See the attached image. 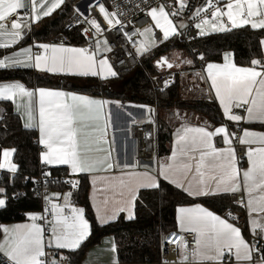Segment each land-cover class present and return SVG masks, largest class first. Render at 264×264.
Wrapping results in <instances>:
<instances>
[{
  "label": "snow or ice",
  "instance_id": "6c2138e0",
  "mask_svg": "<svg viewBox=\"0 0 264 264\" xmlns=\"http://www.w3.org/2000/svg\"><path fill=\"white\" fill-rule=\"evenodd\" d=\"M144 2L146 4V0ZM64 4L65 0H0V49L6 50V54L0 56V69L22 67L51 74L116 77L118 73L105 55L112 52L105 30L119 26L136 54L148 55L159 44L184 35L183 30L188 27L173 19L183 14L188 0H178V6H167L169 10L163 3L148 7L147 15L154 25L134 31H123L125 22L121 17L124 13L118 5L109 10L101 0H96L95 6L89 2L84 11L73 6L76 23L81 27L87 46L33 41L19 50H10L12 45H19L28 36L34 24L57 9L63 11ZM134 7L139 9L140 5ZM96 8L106 22L103 27L102 22L91 15ZM191 19L200 36L243 26L264 30V0H204L192 12ZM154 28L161 31L160 37L156 36ZM134 36L139 39L134 40ZM259 46L264 49V37L259 38ZM199 59H204L203 54ZM177 60L161 56L156 66L172 69L192 64V60L179 57ZM223 60V63H207L206 73L211 82L210 90L214 91L223 109L225 122L213 130L207 124L181 123L174 133L171 155L158 159L155 166H141L139 162L121 165L114 159L107 133L110 114L106 109L111 101L47 87L29 88L20 81L0 82V99L13 102L16 111L22 110L27 121L25 128L38 129V143L44 149L39 153L42 165H67L70 174L92 175L93 206L101 226L118 221L121 214L128 221L134 220L137 204L142 203L141 189L158 191L161 180L182 189L189 197L231 194L233 205L247 213L251 241L242 234L241 227L237 226L238 217L230 209L222 216L199 203L178 207L177 231L167 236L161 234L159 240L162 250L165 244L174 245L171 251L177 253L178 259L165 258L162 264H225L226 256L227 264H232L233 260L235 264H264V247L261 246L264 245V132L243 128L238 134L228 126V122L243 120L264 123V51L259 58H252L249 66H238L230 51L223 53ZM171 82V78L165 79L164 87ZM131 106L145 111L147 122L154 123L156 110L153 107L147 104ZM234 109H243L244 115ZM174 115L179 116V113ZM132 123L137 121L133 119ZM217 137L223 147L216 146L214 138ZM235 144L247 146V168L238 165ZM15 151V148H3L0 157V169L13 174L10 183L18 172L12 160ZM114 169H119V175L105 174ZM50 175V172L41 171L45 183ZM23 179L38 182L31 176ZM65 183L75 189L79 181L69 179ZM97 185L102 187L97 188ZM97 191L107 193L99 204L95 196ZM237 194L241 195L237 198ZM61 195L63 204L56 202ZM71 196L72 192H46L43 212L26 213L30 222L0 225L3 235L0 264H72L71 254L90 237L91 225L85 209L71 204ZM8 199L6 188L0 187V208L7 207ZM69 207L70 212L65 214V208ZM49 212L51 219H48ZM185 233L193 234L191 248ZM64 250L69 255H64ZM110 250L117 252L115 238L110 240Z\"/></svg>",
  "mask_w": 264,
  "mask_h": 264
},
{
  "label": "trees",
  "instance_id": "16d2710c",
  "mask_svg": "<svg viewBox=\"0 0 264 264\" xmlns=\"http://www.w3.org/2000/svg\"><path fill=\"white\" fill-rule=\"evenodd\" d=\"M78 0H67L61 9L51 16L43 19L38 26L33 27L31 33L25 36L17 47L32 41L51 40L60 32L74 13L73 6ZM71 42L82 43L84 38L80 28L68 32ZM264 37V30H252L250 26L232 29L229 32H210L198 36L187 44L178 37L170 39L155 47L151 54L141 55L140 64L131 72L118 74L108 80H101L93 76H79L70 74L41 73L32 68L0 69V82L20 81L27 86L58 88L82 93L100 92L107 97L120 100L124 103L147 104L160 110L178 108L185 113L200 115L215 125L224 122L217 103L213 100H185L181 96V84L177 77L165 89H155L153 79L159 70L154 62L161 56L167 55L174 49H186L193 52L197 49L203 54L206 62H220L225 51H232L234 61L238 65L249 66L252 58H259L263 49L259 46V38ZM6 50L0 49V56ZM120 82L119 88L114 83ZM108 84L111 91L106 92ZM159 117V115H158ZM157 125V151L159 155L171 152L174 124L158 119ZM251 128L264 130V123H251ZM4 147L15 148L13 161L18 166L14 182L10 183L13 174L0 169V187L6 188L9 197L6 208H0V225L23 221L26 213L39 211L41 208L40 188L37 182L25 180L23 177H37L42 167L40 161V146L36 129L25 128L19 114L14 110L11 101L0 100V157ZM244 161V160H243ZM244 165V162H242ZM53 173L68 172L64 166L51 167ZM79 184L73 189L69 184L49 182L45 188L52 191H71L72 201L85 209L91 225V235L82 244L81 248L71 254L72 263L80 262L86 251L100 242L103 236L113 235L117 243V257L124 264L152 263L160 259L161 234L165 235L176 227V209L179 205L202 203L212 210L225 214L226 209H239L233 205L230 194H221L213 197H189L182 189L161 180L158 191L141 189V202H138L136 218L132 221L124 219L110 221L101 226L96 219L90 197V181L86 174L79 175ZM14 193L19 195H13ZM0 232V236H1ZM63 254L69 255L67 250Z\"/></svg>",
  "mask_w": 264,
  "mask_h": 264
},
{
  "label": "built area",
  "instance_id": "2783aa9c",
  "mask_svg": "<svg viewBox=\"0 0 264 264\" xmlns=\"http://www.w3.org/2000/svg\"><path fill=\"white\" fill-rule=\"evenodd\" d=\"M101 2H103L105 4V7L108 8L109 10H113V8L116 5L119 6L121 12L124 13V15H122L121 17L125 22V28L123 29V31H134L137 28L142 29L143 27L150 24L154 25V21H152L151 17L147 15V10L148 7L150 6H158L159 4L163 3L166 5V10H169L167 6H173V7L178 6V0H146V4L144 0H101ZM91 3L95 6L96 0H93ZM203 3L204 0H188V7L185 8L183 14L173 18L175 23L184 22L185 24L188 25V27L183 30L184 35L178 37L180 40H182L187 44L190 43L191 39L200 36L197 34L198 30L194 28L195 21L191 19V15L192 12L195 11V8L199 7ZM136 4L140 5L139 9H136L134 7V5ZM76 6L79 7L81 11H84V9L79 6V3H77ZM85 15H88V13L86 12ZM91 15L95 16L99 21L102 22V27L106 25V22L103 21L102 14H98V8H96V10ZM79 28L81 31V27L78 23H76V16L73 13L69 17V19L65 22L62 30L53 37L52 41L56 43L70 44L72 42L69 39L68 32L75 31ZM154 32L157 37H160L162 35L159 29L154 28ZM104 35L108 38L109 45L112 48V52L106 53L105 55L108 56L110 63L112 64L113 68L117 71V73L121 74V73H127L133 71L140 64L141 59L140 56L136 54L135 49L132 47L131 43L122 34L120 27L117 26L115 29L111 31L105 30ZM82 37L84 38V42H82V45L87 46L85 42L86 38L83 35ZM133 39L138 40L139 37L134 36ZM192 51L196 55L200 64L204 65L206 63V60L199 59L201 52L198 51L197 49H192ZM129 53H131V55H129ZM169 78H171L172 82L170 84H172L175 81V74L169 71L168 69L160 70L153 79L154 88L159 90L165 89L163 81ZM234 111H236L240 115H244L243 109H234ZM228 126L230 130L237 131L238 134H241L240 129H242L243 123L239 122L234 126H230L228 124ZM149 133L151 135H148ZM130 134L136 142V160L137 162H139L140 165H142L145 161L153 158L157 150V125L155 122L150 124L147 121H140L137 122L136 124L131 123ZM215 141L217 146H224L221 143L219 137L215 138ZM235 147H236L238 162L239 164L242 165V162L246 157L247 147L238 144H235ZM42 149L43 148L40 147V150ZM42 170L46 172H50L51 174L48 177L47 183H45L44 177L41 176ZM35 178L37 179L38 181L37 183L40 188L41 212H43L45 208V201L43 197L46 192L47 194H50V192L45 188L46 184H48L49 182L65 183V181L69 179H74L77 181L79 180L78 176H73L68 172L53 173L52 168L50 166H44V165H42V167L40 168L39 175ZM230 198L233 202V197L231 194H230ZM69 212H70V207L65 208V214H68ZM231 212L234 216L238 217L237 226L241 227V230L247 235L249 241H251V234H250V229L247 225V216L245 211L234 209L231 210ZM48 219H51L50 212L48 213ZM45 226L47 227V225ZM175 231L177 230H171L164 236H167ZM184 235L185 238L188 240L189 247L194 246L193 234L185 233ZM261 246L264 247V245ZM174 247H175L174 245L165 244L163 246V250L161 247L160 259L156 262H152L148 264H162V260L165 258L168 259L169 261L176 260L177 253L171 251V249ZM74 264H80V262H76Z\"/></svg>",
  "mask_w": 264,
  "mask_h": 264
},
{
  "label": "crops",
  "instance_id": "0c3cea01",
  "mask_svg": "<svg viewBox=\"0 0 264 264\" xmlns=\"http://www.w3.org/2000/svg\"><path fill=\"white\" fill-rule=\"evenodd\" d=\"M66 1L67 0H65V2ZM92 1L93 0H82V1L78 0L77 3H79L80 7L85 9L87 4L89 2H92ZM77 3L75 4V7H77L76 6ZM57 10H59V9H57ZM56 11H54L52 14H54ZM20 14L23 15V11H21ZM45 18H47V17H45ZM45 18H43V19H45ZM41 21L39 23L34 24L33 27L38 26L41 23ZM29 33H31V31ZM52 39L48 40V41H36V42L48 43V42H53ZM32 43H33V41L30 42V43L21 45L19 47H24V46H27V45L32 44ZM53 43H56V42H53ZM68 45L69 46H73V47H83L82 43H74V42H72V43H70ZM12 46H15V45H12ZM19 47H17L16 49H14L12 51L19 50ZM263 51H264V49H263ZM230 52H232V51H230ZM233 60H234V55H233ZM195 61H196V65L192 64V66H190L187 69H185V70L180 72L182 75L184 74L181 78H180V76H177L179 78V80H180L181 89H182V91H181L182 92L181 93L182 96L181 97L183 99H185V100H213V101H215L217 103V105H218V107H219V109L221 111V114L223 116V109L220 106L218 99L215 98L214 91L210 90V83L211 82L207 78V73H206V65L209 62H206L204 65H202V64H200V62L198 61L197 58L195 59ZM223 62H224V60L222 59V61H220V62H212V63H223ZM238 66H243V65H238ZM41 73H45V72H41ZM62 74L78 75V74H71V73H62ZM97 78H99L101 80H108V79L113 78V77H108L106 79H102V78L97 76ZM2 82H11V81H2ZM27 87L35 88V87H39V86H27ZM47 88H49V87H47ZM51 89L75 92L77 94L88 95V96H91V97H94V98L105 99V100L111 101L112 103H110L107 106L106 111L110 114L108 127H107V133H108V139H109L110 144H111V148L114 149L112 151V155H113L114 159H118L119 160L121 165L124 164V163H135V162H137V160H136V142H135V140L132 138V136L130 134V125H131L133 119H135L137 122L147 121V113L145 111H143V110H141L139 108L131 106V105H138V104L129 103V102L124 103V102H121L120 100L107 97V96H105L104 94H102L100 92L91 94V93H82V92L70 91V90H64V89H58V88H51ZM0 100H2V99H0ZM116 101H119L120 103L117 104V103H115ZM11 103L13 105L14 110L16 111L15 105L13 104V102H11ZM150 106L153 107L156 110L154 115H153V120H154L155 123H158V119L161 118L163 120L169 121L172 124H174L175 128H174V131H173V138H172L171 147H172V144H173V142L175 140V136H174L175 130L178 127H180L181 123H189L192 126H201V125L207 124L208 126H210V130H213L214 127L219 126V125H215V124L211 123L210 121H208L207 119H205L204 117H202L200 115H197V114L196 115H194V114H190L189 115V113H185V112H183L182 110H180L178 108H174V109H170V110H160V112L158 113L157 108L155 106H152V105H150ZM33 107H34V109L36 108V101L35 100L33 101ZM16 112L19 114L23 125H25L27 123V121L22 115V110H21V112H18V111H16ZM177 112L179 113V116L174 115V113H177ZM158 115H159V117H158ZM223 119H224V122H225L226 118L224 116H223ZM240 122L243 123L242 129L243 128H248L249 130H252V131L264 132V130L254 129V128H251L249 126V124H251V123H256V122L257 123H262L260 121L243 120V121H240ZM238 123L239 122H228V124L230 126H234V125H236ZM32 129H36L37 132H38L37 128H32ZM38 138H39V132H38ZM112 141H114V143H112ZM215 143H216V141H215ZM39 146L41 148H43L42 145L39 144ZM106 147H108V146H106ZM217 147H223V146H217ZM254 147H255V145H254ZM4 148H10V147H4ZM43 150L44 149L40 150V152L43 151ZM170 155H171V152L169 154H167V155H159L158 151L156 150V152L154 154V157L149 159V160H147V161H145L141 166H143V165H153V166H155L156 161L158 159H164V158H166V157H168ZM13 156H14V154H13ZM1 157H2V150H1ZM12 160H13V157H12ZM243 162H244V165L239 164V162H238V165L241 168H247L248 167L247 156L245 157ZM60 166L66 167L68 173L70 174V168L67 165H50V167H60ZM3 170H6V169H3ZM138 170H142V168L138 169ZM81 174H86L89 177V181H90L89 197H90V201H91V204H92V207H93L96 219H97L96 208L93 206L94 190H93V185H92V175L88 174V173H79V174H74V175L71 174V175L79 177V175H81ZM105 174H108V175H119V169H114L112 172L105 173ZM101 187H102L101 185H97V188H101ZM67 192H71V191H64V192L52 191L51 193H61V194H63V193H67ZM105 195H107V193H104L103 191H97L95 193L96 202L99 204L103 200ZM239 195H241V194H237L238 197H239ZM70 201H71L72 205H74L76 207H82L81 205L73 203L72 196L70 197ZM56 202L60 203V204H63L64 203L63 196L61 195V197ZM194 204H196V203L187 204V205H179L178 207H191ZM199 204H201L202 206H204L206 208H209L208 206H206V205H204L202 203H199ZM209 210H212V209L209 208ZM212 211H214V210H212ZM32 212H41V211L39 210V211H32ZM216 213L219 214V215H222V216L225 215V214H220L218 212H216ZM245 213H246V211H245ZM121 215H124V214H121ZM176 215H177V213H176ZM246 216H247V213H246ZM86 218H87V216H86ZM26 222H30L28 216L23 221L5 223V225H14V224H20V223H26ZM247 225H248V227L250 229V225H249L248 221H247ZM177 228H178V226H177V222H176L175 230H177ZM242 234L245 236L246 239H248L247 235L243 231H242ZM2 238H3V235L1 233L0 239H2ZM112 238H114L113 235H105V236H103L99 243L91 246L86 251L85 255L83 256V258L80 261V264H116L117 261H118V264H124V263L119 262L118 257H117V252L116 253H112L111 250H110V240ZM177 259H178V256H177ZM227 261H228V258L226 256L225 257V264H227ZM140 264H148V263H140ZM232 264H235L234 260L232 261Z\"/></svg>",
  "mask_w": 264,
  "mask_h": 264
},
{
  "label": "rangeland",
  "instance_id": "374dc122",
  "mask_svg": "<svg viewBox=\"0 0 264 264\" xmlns=\"http://www.w3.org/2000/svg\"><path fill=\"white\" fill-rule=\"evenodd\" d=\"M80 1H82V0H80ZM147 26H149V25H147ZM139 56H141V55H139ZM165 56H167L170 61L177 60V57H179L180 59L192 60V64L193 65H196V61H195V59L197 58L196 55L193 52H189L186 49H174V50H171ZM177 62H179V61L177 60ZM154 64L156 66V60H155ZM192 64H190V65L189 64H181L179 68L173 67L172 69H168L167 67H163V68H159L157 66L156 67L158 68L159 71L160 70H166V69H168L169 71H171V72H173L175 74V79H176L177 76H180V78H181L184 74L182 75L180 72L183 71V70H185V69H187L188 67L192 66ZM120 86H121V83L120 82L114 83V87L115 88H119ZM3 225H5V224H3Z\"/></svg>",
  "mask_w": 264,
  "mask_h": 264
},
{
  "label": "water",
  "instance_id": "95a60500",
  "mask_svg": "<svg viewBox=\"0 0 264 264\" xmlns=\"http://www.w3.org/2000/svg\"><path fill=\"white\" fill-rule=\"evenodd\" d=\"M111 91V84H108L106 92L109 93Z\"/></svg>",
  "mask_w": 264,
  "mask_h": 264
}]
</instances>
